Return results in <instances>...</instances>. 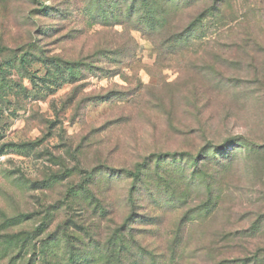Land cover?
I'll return each mask as SVG.
<instances>
[{"label": "rangeland", "instance_id": "rangeland-1", "mask_svg": "<svg viewBox=\"0 0 264 264\" xmlns=\"http://www.w3.org/2000/svg\"><path fill=\"white\" fill-rule=\"evenodd\" d=\"M204 1L0 0V264H260L264 0Z\"/></svg>", "mask_w": 264, "mask_h": 264}, {"label": "trees", "instance_id": "trees-1", "mask_svg": "<svg viewBox=\"0 0 264 264\" xmlns=\"http://www.w3.org/2000/svg\"><path fill=\"white\" fill-rule=\"evenodd\" d=\"M208 2L204 1L203 6H205L201 11L197 12L196 18L194 21H192L191 25L194 24V22H199L202 19L207 18H215V17H221V14L223 13L222 6L224 4V0H207ZM222 11V13H221ZM222 20V17L221 19ZM128 175H131L132 177H135L137 175V171L134 173L127 172ZM122 240L120 238L115 239V244H120ZM254 262H258L260 264H264V256L261 257V259L256 258Z\"/></svg>", "mask_w": 264, "mask_h": 264}]
</instances>
